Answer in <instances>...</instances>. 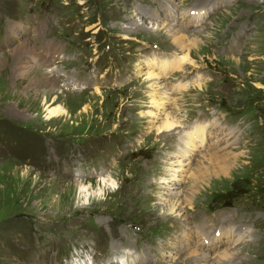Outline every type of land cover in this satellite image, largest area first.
<instances>
[{
  "label": "rangeland",
  "instance_id": "obj_1",
  "mask_svg": "<svg viewBox=\"0 0 264 264\" xmlns=\"http://www.w3.org/2000/svg\"><path fill=\"white\" fill-rule=\"evenodd\" d=\"M197 11L207 15L193 24L186 14ZM179 46L190 59L167 70L160 91L182 125L159 132L144 71L186 55ZM0 56V264H197L184 230L218 236L230 225L228 239L203 248L229 247L226 264H264V199L256 216L242 199L264 194V0H0ZM111 59L121 71L108 73ZM88 61L121 83H67ZM196 120L233 130L236 145L195 154L168 191L178 135ZM108 175L110 186L97 180ZM185 193L187 224L168 213Z\"/></svg>",
  "mask_w": 264,
  "mask_h": 264
},
{
  "label": "bare ground",
  "instance_id": "obj_2",
  "mask_svg": "<svg viewBox=\"0 0 264 264\" xmlns=\"http://www.w3.org/2000/svg\"><path fill=\"white\" fill-rule=\"evenodd\" d=\"M206 7H208V6H206ZM208 9H209V7H208ZM205 15H207V14L200 12V11H197V12L190 13L188 15L186 14V18H189L193 22V24H195V23L200 22V20L202 18H204ZM181 21L184 24H186L185 23L186 20H184V18H181ZM168 31L173 36L174 41L178 42L181 40H185L184 36L182 34L178 35V31L175 28L169 27ZM184 42H186V40ZM190 42L197 45L201 42V40L198 37H194L191 39ZM176 45H178V44H176ZM181 45H182V43H181ZM179 47L183 51H185L186 55H184L183 57H177V59L176 58H173V59L167 58L163 62L161 61L159 66L157 64L158 63L157 60H155V59L150 60L149 63L151 64V66L144 71L146 74L145 80L146 81L148 80L147 82L153 81V82H151L152 83L151 84V90H152V92H154L151 94V104H152L151 106L153 108L150 111H147V113L153 122H155V121L157 122L163 118V127L158 129L159 132H164L167 130H173V129L180 127L182 125V122L180 120L178 112L169 106V103L171 105L173 102L172 97H170L168 95H165L166 97H164L160 91V89L162 88L160 86L161 85L160 81L163 78L162 76L165 77V73H166L167 68L168 67L170 68V66H174V64H177V63L178 64L180 63V65L183 66L184 62H186L190 59V57H189L190 52L188 50H186L185 48H182L181 46H179ZM20 68L25 70L26 66L22 65ZM56 69H57V67H56ZM199 84H201V82H199ZM76 88L84 89L85 87L83 85V86H76ZM75 90L79 91V89H75ZM94 92L101 93L102 90L96 88V90H94ZM52 113H50L51 116H53ZM147 113H144V114L147 115ZM51 116L49 117L50 120L52 118ZM142 116H144V115L142 114ZM191 126H192V128H191ZM191 126H189V128L186 130V133H184V134L181 133L180 135H178V138H179L178 139V141H179L178 147L179 148L176 149L177 150L176 155L178 157L174 158V161L172 163L173 168H172V172L170 173V176L164 178V181L166 182L165 187L168 189V191L169 190L172 191L175 187H179L178 184L180 183V180L188 175L187 172L192 170L193 166L199 160L198 158H196L194 156L195 154H198L202 157H207V158L211 157V156L218 155V154L226 155L227 153H229L232 150V147L236 145L238 136H236L235 132L231 129L224 128L222 125H220L216 121H213V123H209V124L193 123ZM218 128H221V130ZM207 129L215 130V132H216V135L212 139L208 140L209 142L208 141L205 142V140L207 139V132H208ZM175 139H177V138H175ZM205 144H207V145H205ZM204 145H205V147H204ZM186 155H188L189 157L184 160V158H182V157H184ZM103 175H104V173H103ZM103 175H101V176H103ZM101 176H100V179H97L100 183H103L104 185H108V186H110L111 183H114V180H112L109 177V175L104 176V177H101ZM108 181H111V183ZM83 188L85 189L84 191H86L85 185L83 186ZM168 191H167V194H173L174 193V192L171 193ZM175 193H177V192H175ZM177 197H178L177 201L173 202V204L171 205V207L168 210V213L170 215H173V216L183 217V222L187 224V223H189L190 219L188 217V214H185L183 211L185 210V208L192 206V204H193L192 201H193L194 196L192 194L185 193V194H182V197H183L182 199L178 195H177ZM250 206H252V205H250ZM202 224H200V225H202ZM235 228H236V226H233V225H230V227H228V228L226 226L224 228H220L218 230V233H219L218 236H212L210 233H209L210 236H208V235L205 236L204 233H201L200 231L199 232H190V231L188 232V231L184 230V236H183L184 242H185L184 246L185 247H190V246L194 247V249L192 251H190L191 253L189 254L188 258L198 259L199 262L197 264H226V260H228V262H229V260L234 256V253H235V252L231 251V249L229 247H225V250L219 251L213 256V254H210L207 250H205L203 248V246H211V245L215 244L217 241H221V239H225V240L228 239L229 236H231L233 234ZM242 231H243V229L237 230L238 233L236 234V236L234 235L236 239H234L233 242H237V241L241 242V239L243 237V233H241ZM245 231H246V228H245ZM222 234L225 235V238H222V236H221ZM213 241H215V242H213ZM131 253H137V251L136 250H134V251L130 250V251L126 252V254L132 255ZM120 255H119V258H120ZM115 260H117V259H115ZM115 260L110 262V264L111 263L117 264L115 262ZM122 262L123 263H119V264H130V262H126V261H122ZM76 264H95V263H94V261L90 262L89 260L84 259L83 261L78 260Z\"/></svg>",
  "mask_w": 264,
  "mask_h": 264
},
{
  "label": "snow or ice",
  "instance_id": "obj_3",
  "mask_svg": "<svg viewBox=\"0 0 264 264\" xmlns=\"http://www.w3.org/2000/svg\"><path fill=\"white\" fill-rule=\"evenodd\" d=\"M108 182H110V183H111V181H108Z\"/></svg>",
  "mask_w": 264,
  "mask_h": 264
}]
</instances>
